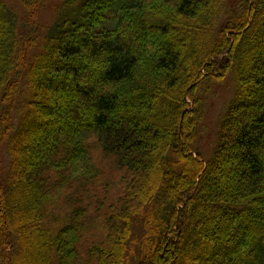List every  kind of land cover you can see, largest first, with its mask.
Returning <instances> with one entry per match:
<instances>
[{
    "label": "trees",
    "instance_id": "1",
    "mask_svg": "<svg viewBox=\"0 0 264 264\" xmlns=\"http://www.w3.org/2000/svg\"><path fill=\"white\" fill-rule=\"evenodd\" d=\"M42 1L0 0V264H128L135 220L133 264H264V0H61L37 41Z\"/></svg>",
    "mask_w": 264,
    "mask_h": 264
},
{
    "label": "rangeland",
    "instance_id": "2",
    "mask_svg": "<svg viewBox=\"0 0 264 264\" xmlns=\"http://www.w3.org/2000/svg\"><path fill=\"white\" fill-rule=\"evenodd\" d=\"M12 8L24 18L25 10L20 6L18 0H5ZM61 0H43L38 2L32 9L31 20L35 23L36 40H43L52 30L57 18V8ZM76 4V3H75ZM234 87V83H233ZM200 91L203 97V105L201 110V118L198 122V134L194 141V148L200 152L204 159H208L211 155L212 148L215 144L217 133L220 126V120L224 114L229 99L233 96L232 81L230 77L223 79V81L215 82L206 85ZM204 92V94H203ZM75 102H79L74 98ZM144 229L137 224V220L132 225L133 242L129 243V262L133 264V258L136 254L137 243L143 237Z\"/></svg>",
    "mask_w": 264,
    "mask_h": 264
}]
</instances>
